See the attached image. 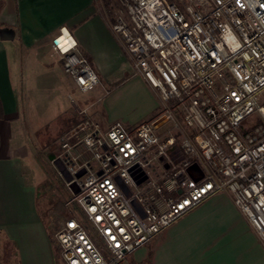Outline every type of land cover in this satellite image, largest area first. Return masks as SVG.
<instances>
[{"label":"built area","instance_id":"2783aa9c","mask_svg":"<svg viewBox=\"0 0 264 264\" xmlns=\"http://www.w3.org/2000/svg\"><path fill=\"white\" fill-rule=\"evenodd\" d=\"M120 3L111 28L160 108L102 125L88 104L59 135L48 159L77 211L55 233L60 264H119L217 192L264 245V0ZM51 48L80 92L99 84L69 30Z\"/></svg>","mask_w":264,"mask_h":264},{"label":"crops","instance_id":"0c3cea01","mask_svg":"<svg viewBox=\"0 0 264 264\" xmlns=\"http://www.w3.org/2000/svg\"><path fill=\"white\" fill-rule=\"evenodd\" d=\"M61 28L71 32L98 74L99 84L85 96L102 125L151 119L160 108L153 88L134 74L103 0H0V264H6L7 249L14 264H60L39 212L37 186L24 173L29 148L18 133L23 125L41 123L38 94L53 99L55 79L66 74L51 48ZM124 263L264 264V245L232 198L217 192L119 264Z\"/></svg>","mask_w":264,"mask_h":264},{"label":"rangeland","instance_id":"374dc122","mask_svg":"<svg viewBox=\"0 0 264 264\" xmlns=\"http://www.w3.org/2000/svg\"><path fill=\"white\" fill-rule=\"evenodd\" d=\"M103 4L112 26L116 14L122 9L120 0H103ZM64 76H60L61 83L55 79L53 99H50L49 94L45 91L38 94L41 97L38 100V105L42 106L38 108L41 114V123L23 125V130L20 131V129L18 133V140L24 141L29 148L28 155L23 160L24 173L27 179L37 186L39 212L49 233L53 236L57 258L58 248L55 233L63 221L68 216L76 214L77 211L74 205L69 202L71 195L62 175L49 161L48 155L56 150L59 135L78 121L77 110L88 105L86 93L80 92L72 84L71 79L66 74ZM62 85L69 88L71 100L68 99L67 91ZM70 103L68 109L52 119L53 115L56 116L60 109L67 108ZM6 264H14L13 255L8 249Z\"/></svg>","mask_w":264,"mask_h":264},{"label":"water","instance_id":"95a60500","mask_svg":"<svg viewBox=\"0 0 264 264\" xmlns=\"http://www.w3.org/2000/svg\"><path fill=\"white\" fill-rule=\"evenodd\" d=\"M165 120V117H161V118H158L157 120L153 121V126L154 127H157L160 123H162L163 121ZM59 171L63 174V177L65 179H68V177L66 175H64L63 171L61 169H59ZM145 178V175L139 179H137V182H140L142 179ZM75 190V189H74Z\"/></svg>","mask_w":264,"mask_h":264},{"label":"trees","instance_id":"16d2710c","mask_svg":"<svg viewBox=\"0 0 264 264\" xmlns=\"http://www.w3.org/2000/svg\"><path fill=\"white\" fill-rule=\"evenodd\" d=\"M3 117V109H2V105H1V101H0V119H2ZM146 264V263H144Z\"/></svg>","mask_w":264,"mask_h":264}]
</instances>
